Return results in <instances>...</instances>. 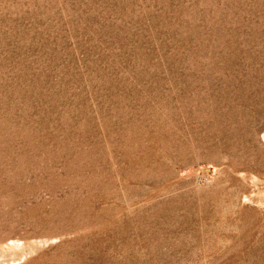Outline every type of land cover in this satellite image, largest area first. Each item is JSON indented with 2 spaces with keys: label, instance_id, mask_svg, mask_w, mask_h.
<instances>
[{
  "label": "rangeland",
  "instance_id": "obj_1",
  "mask_svg": "<svg viewBox=\"0 0 264 264\" xmlns=\"http://www.w3.org/2000/svg\"><path fill=\"white\" fill-rule=\"evenodd\" d=\"M0 264H264V0H0Z\"/></svg>",
  "mask_w": 264,
  "mask_h": 264
},
{
  "label": "water",
  "instance_id": "obj_2",
  "mask_svg": "<svg viewBox=\"0 0 264 264\" xmlns=\"http://www.w3.org/2000/svg\"><path fill=\"white\" fill-rule=\"evenodd\" d=\"M203 171L210 173L211 168L209 166H201V167L196 168L193 172L199 173V172H203Z\"/></svg>",
  "mask_w": 264,
  "mask_h": 264
},
{
  "label": "bare ground",
  "instance_id": "obj_3",
  "mask_svg": "<svg viewBox=\"0 0 264 264\" xmlns=\"http://www.w3.org/2000/svg\"><path fill=\"white\" fill-rule=\"evenodd\" d=\"M13 244V243H12ZM9 262L11 263L12 262V260H9ZM8 263V262H7Z\"/></svg>",
  "mask_w": 264,
  "mask_h": 264
}]
</instances>
